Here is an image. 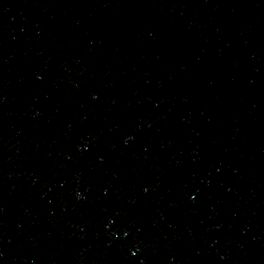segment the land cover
<instances>
[{
	"label": "water",
	"instance_id": "water-1",
	"mask_svg": "<svg viewBox=\"0 0 264 264\" xmlns=\"http://www.w3.org/2000/svg\"><path fill=\"white\" fill-rule=\"evenodd\" d=\"M0 264H264V0H0Z\"/></svg>",
	"mask_w": 264,
	"mask_h": 264
}]
</instances>
